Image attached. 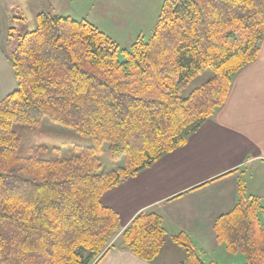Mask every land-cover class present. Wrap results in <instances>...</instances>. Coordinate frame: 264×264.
<instances>
[{"label": "trees", "instance_id": "16d2710c", "mask_svg": "<svg viewBox=\"0 0 264 264\" xmlns=\"http://www.w3.org/2000/svg\"><path fill=\"white\" fill-rule=\"evenodd\" d=\"M36 20L35 30L9 35L16 88L0 100V264H100L116 247L152 263L169 240L163 217L144 211L120 232L101 198L186 145L225 105L259 57L264 0H164L148 40L122 51L88 20ZM207 69L213 76L183 96ZM43 118L91 144L43 157L48 148L24 133ZM237 190L235 207L215 221L217 241L264 264V205L242 179ZM171 239L186 250L179 264H214L187 234Z\"/></svg>", "mask_w": 264, "mask_h": 264}, {"label": "crops", "instance_id": "0c3cea01", "mask_svg": "<svg viewBox=\"0 0 264 264\" xmlns=\"http://www.w3.org/2000/svg\"><path fill=\"white\" fill-rule=\"evenodd\" d=\"M6 76L0 77V100L16 85L8 71ZM241 179L247 195L258 197L264 205V39L258 59L233 80L225 105L186 145L101 198L105 207L119 215L120 232L144 211L163 217L169 240L159 257L150 263L116 247L100 264H165L168 243H174L171 238L180 233L190 236L210 259L221 245L215 221L235 207ZM184 260L170 259L167 264Z\"/></svg>", "mask_w": 264, "mask_h": 264}, {"label": "rangeland", "instance_id": "374dc122", "mask_svg": "<svg viewBox=\"0 0 264 264\" xmlns=\"http://www.w3.org/2000/svg\"><path fill=\"white\" fill-rule=\"evenodd\" d=\"M164 0H0V77L6 79L7 71L12 76L10 57L13 44L10 39V30L17 27L18 33L33 31L37 27L36 17L39 13L50 12L62 17H72L77 21L88 20L114 39L120 51L129 49L140 37L148 40L158 19ZM26 18L24 23L14 21V16ZM10 35V36H9ZM120 59H123L122 52ZM213 76L211 69H207L197 78L192 80L182 91L187 96L197 87L207 82ZM15 80V79H14ZM16 82V81H14ZM16 84V83H15ZM16 88H13V90ZM12 90V91H13ZM11 91V92H12ZM25 135L38 145L48 148L43 157L50 158L54 155L53 148L61 146L62 153L68 154L74 145H89L88 138L81 137L72 129L53 123L43 118L41 125L35 130L24 128ZM105 166H109L106 155L103 156ZM165 252V264L170 259L186 258V250L175 247V243H168ZM220 245V244H219ZM210 258L214 264H246V256L242 253H230L224 245ZM182 252V254H178ZM184 256V257H183ZM182 261V260H181Z\"/></svg>", "mask_w": 264, "mask_h": 264}, {"label": "snow or ice", "instance_id": "6c2138e0", "mask_svg": "<svg viewBox=\"0 0 264 264\" xmlns=\"http://www.w3.org/2000/svg\"><path fill=\"white\" fill-rule=\"evenodd\" d=\"M110 195L115 196V195H117V194H116V193H110Z\"/></svg>", "mask_w": 264, "mask_h": 264}]
</instances>
